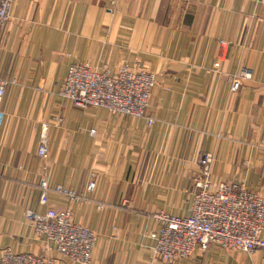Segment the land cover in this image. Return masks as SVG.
Segmentation results:
<instances>
[{
    "label": "crops",
    "instance_id": "0c3cea01",
    "mask_svg": "<svg viewBox=\"0 0 264 264\" xmlns=\"http://www.w3.org/2000/svg\"><path fill=\"white\" fill-rule=\"evenodd\" d=\"M224 41V42H222ZM154 71L146 116L81 108L61 94L70 64ZM218 66L215 67V64ZM250 71L237 92L232 81ZM8 81L0 132V254L5 248L80 264L35 232L40 183L75 189L71 207L96 242L90 264H164L153 214L191 212L204 152L214 178L264 198V5L258 0H15L0 28ZM152 118L150 126L147 118ZM49 152L38 154L42 123ZM91 181L93 191L88 190ZM173 264H264L260 251L212 244Z\"/></svg>",
    "mask_w": 264,
    "mask_h": 264
},
{
    "label": "built area",
    "instance_id": "2783aa9c",
    "mask_svg": "<svg viewBox=\"0 0 264 264\" xmlns=\"http://www.w3.org/2000/svg\"><path fill=\"white\" fill-rule=\"evenodd\" d=\"M15 0H0V28L11 18ZM264 5V0H258ZM218 63L215 64V67ZM250 71L243 68L232 81V91L237 92L244 77ZM8 81L0 78V132L3 130L6 113L3 101ZM157 84L154 71L143 66L126 64L113 70H99L90 62L70 64L61 88V94L74 105L105 108L123 116L144 117L150 101L151 90ZM150 126L152 118H147ZM50 123H42L38 154L47 157L49 152ZM214 155L204 152L199 159V172L194 177L191 212L186 216L166 212L153 214L159 228L150 236L155 239L154 253L164 264H173L189 258L198 250H207L215 244L226 250L264 254V198L245 184L217 181L213 174ZM91 181L88 190L93 191ZM40 203L46 206L44 213L26 212L33 222L35 232L45 236L63 256L90 264L97 234L88 226L74 219L71 207L57 209L51 205V192L70 201H79L73 188L52 186L47 179L40 183ZM0 264H54L48 256L29 252H16L5 248L0 254Z\"/></svg>",
    "mask_w": 264,
    "mask_h": 264
},
{
    "label": "rangeland",
    "instance_id": "374dc122",
    "mask_svg": "<svg viewBox=\"0 0 264 264\" xmlns=\"http://www.w3.org/2000/svg\"><path fill=\"white\" fill-rule=\"evenodd\" d=\"M222 42H224V41H222ZM162 212V211H161ZM164 212V211H163ZM167 213V212H166ZM226 250V249H225ZM229 251H233V250H229Z\"/></svg>",
    "mask_w": 264,
    "mask_h": 264
}]
</instances>
